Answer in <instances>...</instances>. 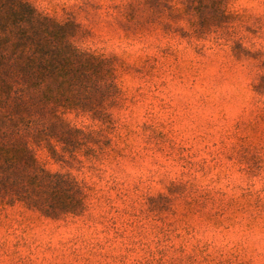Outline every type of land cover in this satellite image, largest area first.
I'll list each match as a JSON object with an SVG mask.
<instances>
[{"label":"rangeland","instance_id":"1","mask_svg":"<svg viewBox=\"0 0 264 264\" xmlns=\"http://www.w3.org/2000/svg\"><path fill=\"white\" fill-rule=\"evenodd\" d=\"M25 1L113 59L116 92L106 119L65 116L94 152L34 147L85 211H9L0 264H264V0H221L217 21L203 0Z\"/></svg>","mask_w":264,"mask_h":264},{"label":"trees","instance_id":"2","mask_svg":"<svg viewBox=\"0 0 264 264\" xmlns=\"http://www.w3.org/2000/svg\"><path fill=\"white\" fill-rule=\"evenodd\" d=\"M203 3L216 8L214 21L226 17L221 0ZM77 29L25 0H0V222L17 208L47 218L85 211L83 187L69 174L45 170L34 151L45 147L57 161L94 152L90 135L65 116L107 118L101 104L116 92L113 59L77 47Z\"/></svg>","mask_w":264,"mask_h":264}]
</instances>
